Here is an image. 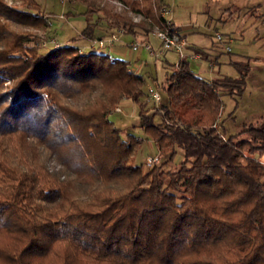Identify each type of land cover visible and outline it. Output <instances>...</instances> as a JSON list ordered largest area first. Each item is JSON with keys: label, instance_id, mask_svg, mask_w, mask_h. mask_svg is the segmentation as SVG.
Instances as JSON below:
<instances>
[{"label": "trees", "instance_id": "obj_1", "mask_svg": "<svg viewBox=\"0 0 264 264\" xmlns=\"http://www.w3.org/2000/svg\"><path fill=\"white\" fill-rule=\"evenodd\" d=\"M20 1L0 0V264H264V114L221 131V95L241 94L247 68L205 79L180 57L155 121L130 61L46 44L32 30L51 24L39 2ZM79 1L124 34L183 37L165 0H117L123 12ZM123 100L163 163L134 162L141 139L108 118Z\"/></svg>", "mask_w": 264, "mask_h": 264}, {"label": "rangeland", "instance_id": "obj_2", "mask_svg": "<svg viewBox=\"0 0 264 264\" xmlns=\"http://www.w3.org/2000/svg\"><path fill=\"white\" fill-rule=\"evenodd\" d=\"M7 6L23 9L20 0H3ZM40 14L51 24L46 29H32L46 44H73L80 46L84 41L78 38L97 14L91 7L79 0H37ZM102 7L115 12L127 11L119 8L112 0H96ZM166 19L173 24L176 31L183 35L187 46L183 55L188 58L192 71L205 78L214 79L227 76L237 78L247 68L243 89L240 95H221L223 117L222 128L225 136L236 133L242 125L264 114V0H165ZM238 9L231 17L227 14ZM236 11V10H235ZM134 22L141 20L137 14L127 13ZM88 15V17H87ZM101 15V14H100ZM103 23V21H101ZM92 29V26H91ZM156 27L147 36L151 49L158 51L159 40L153 34ZM220 35V39L217 38ZM124 36V35H123ZM143 35L139 34L137 39ZM87 39V38H85ZM141 42V41H137ZM53 43V44H52ZM229 48V50L226 49ZM143 49V48H139ZM194 50L201 52L200 58L190 57ZM141 62L137 70L144 77V91L148 88L158 92L160 102L154 103L144 97L149 112L155 111L154 120L161 119L160 106L165 102V95L160 88L167 68L177 63L180 55L174 50H167L156 59L141 51ZM111 56H115L112 53ZM206 56V57H205ZM120 58V57H118ZM131 60V59H130ZM134 60L130 61V65ZM210 62L212 65H210ZM241 70V71H240ZM119 111H116V108ZM109 119L121 129L122 135L130 132L141 139L135 150L134 162L144 165L147 156H158L157 164L163 163L167 156L158 150L153 141L146 137L139 128H132L138 120V106L123 100L115 105ZM182 153L177 151L164 169L173 170L181 161ZM264 161V152L261 156ZM145 166V165H144Z\"/></svg>", "mask_w": 264, "mask_h": 264}, {"label": "built area", "instance_id": "obj_3", "mask_svg": "<svg viewBox=\"0 0 264 264\" xmlns=\"http://www.w3.org/2000/svg\"><path fill=\"white\" fill-rule=\"evenodd\" d=\"M115 4L121 7H125L121 2L117 0H112ZM126 8V7H125ZM167 10H162V14H166ZM122 32L120 30H115L111 32L107 37H105L102 40L98 41V47H104L112 45L114 42H116L119 39V36ZM159 40V49L158 51H154L151 49V46L146 41L141 42H134L130 45V49L133 51H137L139 48H143L148 50V53L153 56L156 60L159 59L161 55L167 50H174L176 51L180 57H183V48L186 46V42L183 37H181L177 32L171 31L169 28L165 27L163 29L156 28V31L153 33ZM217 38L220 39V35H217ZM227 50H229L228 47H226ZM191 58H197V54H191ZM146 96L149 100L153 101L154 103L160 102V96L158 92L154 91L151 88H148L146 91ZM116 111H119V108H116ZM215 127V125H213ZM158 156H147L144 161L145 167L151 166L152 164L157 163Z\"/></svg>", "mask_w": 264, "mask_h": 264}, {"label": "crops", "instance_id": "obj_4", "mask_svg": "<svg viewBox=\"0 0 264 264\" xmlns=\"http://www.w3.org/2000/svg\"><path fill=\"white\" fill-rule=\"evenodd\" d=\"M88 17V15H87ZM97 18L94 19L91 23L92 29L89 37H86L85 35L79 33L78 38L82 39L84 41L83 44L80 46H77L80 50H95L97 52H102L106 53L111 56L112 53L115 56H112L113 58H118L119 59H126L128 61L134 60L130 67L136 72L139 73L137 70L139 69V65L141 62H138L137 59L141 57V51L143 49H138L137 51H133L130 49V45L136 41H147V38L142 37L141 39H137V37L129 35V34H124L121 33L119 36V39L114 42L112 45L109 46H104V47H98V41L104 39L107 37L111 32L115 31V28H112L108 22L102 18L100 15L96 16ZM166 17V16H165ZM103 21V23L101 22ZM124 35V36H123ZM87 38V39H85ZM187 45V43H186ZM76 46V45H75ZM176 52V51H175ZM195 54V53H193ZM193 58V59H198ZM131 59V60H130ZM158 61V60H156ZM210 65L212 63L210 62ZM154 146V143H152Z\"/></svg>", "mask_w": 264, "mask_h": 264}]
</instances>
